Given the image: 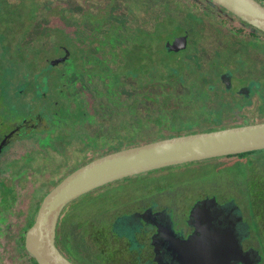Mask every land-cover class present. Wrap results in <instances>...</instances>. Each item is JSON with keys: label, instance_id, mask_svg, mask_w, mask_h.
Wrapping results in <instances>:
<instances>
[{"label": "flooded vegetation", "instance_id": "obj_1", "mask_svg": "<svg viewBox=\"0 0 264 264\" xmlns=\"http://www.w3.org/2000/svg\"><path fill=\"white\" fill-rule=\"evenodd\" d=\"M258 1L264 4V0ZM3 2L0 8L2 18L12 20L18 26L24 25L30 15L34 25L29 31L21 29L18 40L10 34L8 26H0V39H5L0 40V160L13 144L33 137L44 145H65L69 152L73 149L78 161L67 167L66 174L49 190L76 168L105 154L162 138L264 122V31L213 0H203L202 3L199 0H144V17L148 23L145 29L137 27L136 20L142 15L135 10L128 14L127 20L116 23L113 16L116 11L108 5L118 6L119 0H80L79 4H73L72 0ZM107 2L104 14L96 18L92 14L96 12L95 7ZM197 3L214 8L213 12L216 11L221 20L224 18L229 24L228 29L222 27L210 35H213L216 47L225 42L232 51L241 54L239 58V55L234 57V63L240 67L224 61L226 66L222 67L216 64L217 58H207L208 64L204 58L196 60V47L200 45L199 40L196 41ZM26 4L33 5V11L28 9L29 13H23ZM88 5L89 9L94 7L93 12H88ZM193 5L195 10L191 9ZM73 7L79 16H71ZM154 11L157 15L155 27L158 28L152 31ZM177 14H182L184 19L190 18L192 26L194 24L193 32L190 33L189 25L180 24L177 30L174 27L165 30L170 37L163 38L161 24L176 21ZM70 18L76 21L73 27ZM157 33H161L163 38L159 48L153 41L158 38L155 36ZM193 38L195 55L191 63L195 69H192L196 70L197 65L204 74L210 72L212 75L213 67L217 69L218 66V72L221 69L217 79L223 84L228 98L237 97L240 102H245L242 106L245 112L239 117L242 122L214 127L213 123L227 117L229 107L236 111L237 104L225 109L226 114L223 109L211 108L205 116L201 112L209 107L205 102L219 101L218 96L201 93L196 97L192 93L195 90L193 84L186 83L188 78L180 81L178 78L165 79V84L161 81L163 94L155 87L156 94L144 95L152 91L153 47L159 53L161 47L169 50L168 41L186 42L185 48L169 50L185 51ZM14 44L15 48L11 49ZM189 58L192 60L190 55L188 60L191 61ZM136 63L143 64L144 69L138 70ZM182 64L188 63L176 65L172 61L169 68L177 76L181 69H189ZM26 65L27 68L34 66L39 69L33 74L22 73L20 67ZM171 82L189 88L184 95L180 92L183 101H175L177 97L170 96L169 90L175 89ZM213 86L209 84L208 88ZM196 98L201 100L195 104ZM150 101H159L155 109H151L154 104L148 103ZM184 105L193 106L187 116L183 115ZM199 107L203 109L198 111ZM97 114L100 115L99 121L94 120ZM216 114L218 117L213 119ZM247 117L251 118L250 122H246ZM29 149L34 152L35 147ZM233 159L236 165L244 167L246 173L240 178L227 177L225 189L211 192L205 190V185L196 186V165L199 169L216 170L218 165H225L224 161ZM31 160L28 157L22 166L27 168ZM14 167L9 170L0 163V264H4V259L7 262L16 260L19 264H39L27 251L25 236L46 194L34 201L29 213L19 218V202L23 200L25 203L24 188L32 181L28 180L23 186L19 179L23 176L19 172L20 165ZM162 170V178L156 180L157 176L152 173ZM143 173L90 191L101 199L114 198L119 190L114 191L113 185L119 182L126 184L138 177H145L143 184L151 188L140 194L136 185L130 194L92 213L95 220L87 219V216L81 219L82 241L73 247L61 231L62 213L67 205L83 195L68 203L57 223L55 243L59 250L75 262L69 250L82 251L84 244L92 242L97 248L94 245L95 250L90 251L87 245L86 249L91 252L88 260L93 264H181L178 261L183 260L196 245L195 264H264V148ZM32 179L35 181L34 175ZM188 195L193 196L190 199ZM205 200H209L210 205L196 207L192 214L196 203ZM163 229H166L164 234ZM191 240L194 244L187 243ZM76 241L80 240L72 239V242ZM85 264H89L88 261Z\"/></svg>", "mask_w": 264, "mask_h": 264}, {"label": "rangeland", "instance_id": "obj_2", "mask_svg": "<svg viewBox=\"0 0 264 264\" xmlns=\"http://www.w3.org/2000/svg\"><path fill=\"white\" fill-rule=\"evenodd\" d=\"M72 1H73L72 2L73 4H79L80 2V0L78 1L72 0ZM199 1L201 3L203 2V0H199ZM3 5H4L3 0H0V8H2ZM107 5H108V2L103 5L101 4V6L95 7L96 12L92 11L94 7H90L89 9V5H88V12L90 13L93 12L92 14L95 15L96 18H98L102 14H104L103 8H105ZM108 6H110L109 8L114 7V5H108ZM118 6L119 7H116L113 10V11H116V13L113 14L114 18L117 19L116 23H121L127 20L128 14H131L133 10H135L137 14L143 13L144 15V7H145L144 0H119ZM141 7H142V10H140ZM24 8H26V10H24L23 13H29L27 12L28 9H31L33 11V5L26 4ZM191 9L195 10L194 5L193 7H191ZM213 10L214 8H211L209 6H207L206 8L205 4L201 5L200 3H197L196 19H199V20H197L198 28L196 29L197 31L196 41L198 39L200 45L197 44L199 48L196 47V60L200 58V60L202 61V58H204V60L208 64L209 61L207 60V58H210V59L217 58L215 59L216 64L223 67V66H226L225 63H223V61L234 63L235 61L234 57L239 55L237 57L239 58L241 54L237 53V51H232L228 47V44L225 42L219 43L217 47L216 45H214L215 44L214 37H212L213 35H210V34L212 32L214 33L218 32V30H221L222 27L223 29H226V28L228 29V27L226 25L224 27L223 24L219 23L221 22V18L219 17L217 12L216 11L213 12ZM76 12L77 11L73 7L72 13L74 14H72L71 16L80 15L79 12L78 13ZM68 13L71 14V11H69ZM105 13L107 14V12ZM185 14L188 17H190L187 14V12ZM152 16L154 20H152L151 30L153 31L156 25V21H155L157 18L156 11L153 12ZM177 17L178 19H176V21L171 22L170 24H168L166 21H164L161 24L163 25L161 27L163 29L162 32L164 34L163 38L167 39V37H170L168 33L165 32V30H171L173 27L176 28L175 30H177L178 29L177 27H179L180 24L186 25V26L189 25L190 30H191L190 33L193 32L194 24L192 26V23L190 20L191 17L188 19L187 18L184 19V17H182V14H177ZM71 22H72L71 27H73L74 24H76V21L71 20ZM33 25H34V19H32L30 15L26 17L24 21V25H18V26H15L12 23V20L9 21V20L2 18V16H0V26L1 27L8 26L10 28V34L15 36L16 40H18L19 38L21 29H23L22 31H29L31 30ZM158 31H161V30H158ZM200 31L202 33H200ZM155 36L158 37L159 40H157L158 39L157 38V39H154L153 41H154V44L157 45L156 47L159 48V45L162 44L163 38L161 36V33H157ZM146 39L151 40L150 38H146ZM0 40L3 41L5 39L1 37ZM222 40H225V38H222ZM2 41L0 42L2 43ZM193 42H194V38L193 40H191V44H189L187 49L185 51H180V52L169 51L161 47L160 48L161 54L163 57H165L166 61L168 62L167 68H169V66L172 64V61H174L176 65H179L180 63H186L187 61L188 63L187 65H184V64L182 65L187 66L189 69L187 70L181 69L177 73L178 81H180L181 78H188V80H186V83L189 85L193 84L192 88H195V90L192 93L196 95V97H198L201 93L204 95H208V96L210 95L218 96L217 98L219 99L220 103L217 100H208L207 102H205V104L209 107H206L205 110H202L203 108L201 109V107H199L197 109L198 111L202 110L201 112H204L205 114L206 112H209L211 108L212 109H223L224 114H226L224 111L225 109H227L230 105L234 106L237 104V107L235 108L236 111L234 110V108L231 109L229 107L230 111L228 114H226L227 117H225L224 120L221 119V121L217 123H213L212 125L214 127L220 128L224 126H229L231 124H236L238 121L242 122V120L239 117H242L243 116L242 112H245L244 110L245 108L242 109V106L245 105V102H240L239 98L237 97L236 99L232 97L228 98L227 91L223 90L224 88L223 84L220 81L218 82V79H217V74L221 71V69L218 72L217 71L218 66H217V69L216 67H213L212 68V72L214 73L213 75L210 72L209 74H204L201 68L197 65H196V70L192 69L194 68V66L192 65L191 62L194 61V55H195L194 54L195 48L193 47L194 45ZM15 45L16 44H14L11 49H14ZM156 47L155 46L153 47L154 50L153 52H151V55L154 56L158 60V63H159L160 56H159V53L156 52L157 50ZM188 55L192 57V60L189 58L191 61L188 60ZM135 65L138 70L144 69L143 64L136 63ZM227 66L231 67V64ZM27 67H28L27 65L24 67H20L22 69V73H26V74L32 73L33 74L34 71L39 69L38 67H34V66H30L29 68ZM232 67H234V65H232ZM238 67H240L239 64L236 65V68ZM219 83L221 84V86ZM187 84H184V85H187ZM209 84L214 85L213 88L211 89L208 88ZM172 85L175 86V89L174 91L171 89L169 90V94H171L170 96H176L177 99L175 101H183V97L180 96V92L181 94L184 95L186 93V90H189V88L183 87L181 83H178L177 85L176 84H172ZM1 94L2 93H0V95ZM209 99L211 98L209 97ZM197 100H201V98H196L194 102L195 104L199 103V101ZM158 102L159 101H155L153 103V101H150L148 103L154 104L151 107V109H155L156 107L155 105L158 104ZM191 103L193 102L191 101ZM178 107H175V109H177ZM192 108L193 106L184 105L183 115L187 116L188 112H191L193 110ZM99 116L100 115L97 114L94 120L99 121L100 120ZM217 117H218V114L214 115L213 119ZM250 121H251V118L247 117L246 122H250ZM187 127H188L187 129L190 128L189 126ZM155 136L156 135H153L152 137H155ZM71 144H73V142ZM59 145L61 144L44 145L41 141H38L35 137H33L27 141L22 140V141L16 142L3 153L0 163H3L9 170L14 169L15 165H20L21 170L19 172H21L23 176L28 175L25 178H23V176L19 177L20 182L23 186L28 180L32 181V182H29L24 188L25 189L24 190V202L25 203H23V200L19 202V205H20L19 210H18L19 218L21 217L22 214L29 213L30 210L33 208L34 201H37L38 199H42V197L46 194V192L50 189V187L55 182H57V180H59L61 176L66 174L65 173L66 168L69 166L75 165V163L78 161L79 157H75L73 149L71 152H69V150L67 149V146L65 145L59 146ZM43 146H46L47 148H43ZM33 147H35L34 152L29 149ZM52 147H55V148L53 149ZM40 148H43V149H40ZM28 157L29 158L31 157L32 160H31V164H29V166L26 168V167H23L22 164L25 162V160ZM234 159L224 161L223 163L225 165L223 164H220L223 166L218 165V167L215 168L216 170H213L210 168L199 169L198 168L199 165H196V186L199 187L200 185H203V186L205 185V190H210L211 192L212 191L219 192L220 189L221 190L225 189L227 187V177L240 178V175L246 173L244 167L240 165H236L237 163L234 161ZM228 165H236V166H228ZM220 167H223V168L219 169ZM13 172H15V170ZM152 174L157 176L156 180H159L162 178V174H164V172L162 170V171H157ZM167 174L168 173H166V175ZM33 175H34L35 181L32 179ZM145 175H150V174L146 173ZM145 179H146L145 177H138L137 179L129 180L126 184H124L123 182H119L113 185L112 188L114 189V191L119 190L115 193L114 198L101 199L97 196V193L90 192L76 199L69 205H67L62 213L64 215V218H63V221L61 222L62 223L61 231H63L65 235L69 238V243L72 244L71 246L73 247V244H80L82 241L81 236H82L83 228L81 225H79V222L81 221V219L84 220V218L87 216L86 217L87 219L95 220L96 219L95 215H91L92 213L98 211L100 207L101 208L105 207L109 203L111 204V203H114L115 201L122 199L123 196L130 194L131 193L130 190H134L136 189V187H137L136 191H140L139 192L140 194L149 191L151 189L150 186L143 184L145 183ZM224 180H226L225 186H224ZM153 182L155 183L156 181H153ZM112 188L110 189V191H112ZM192 196L193 195H188L187 198L191 199ZM105 200H107L106 205L104 204ZM72 239L80 240V241L72 242ZM87 245H89L90 251H94L95 247L97 248V245L95 243H94L95 245L94 247L92 242H87L86 244L82 246L83 248L82 251H77L76 249L69 250V252L71 253L70 256L73 258V260H75V263L77 262L79 264H85L86 261H88L89 264H93L91 260H88V257L91 255V252L86 249ZM3 262L4 264H19L18 261L16 260H13L12 262L11 261L7 262L6 259H4ZM20 263L27 264L26 262H20Z\"/></svg>", "mask_w": 264, "mask_h": 264}, {"label": "water", "instance_id": "obj_3", "mask_svg": "<svg viewBox=\"0 0 264 264\" xmlns=\"http://www.w3.org/2000/svg\"><path fill=\"white\" fill-rule=\"evenodd\" d=\"M213 1L264 31V4L258 0ZM180 44L168 41L167 47L169 50L186 47V42ZM262 148L264 122H256L162 138L97 157L67 174L46 193L34 223L26 232V249L39 264H76L64 255L55 243L61 211L71 201L100 186L128 176L184 162ZM209 205V200L197 202L192 214L196 207ZM164 233L166 229H163L162 234ZM187 243L194 244L192 240ZM185 255L186 257L178 262L195 264L196 245Z\"/></svg>", "mask_w": 264, "mask_h": 264}, {"label": "trees", "instance_id": "obj_4", "mask_svg": "<svg viewBox=\"0 0 264 264\" xmlns=\"http://www.w3.org/2000/svg\"><path fill=\"white\" fill-rule=\"evenodd\" d=\"M116 7H119V6H114V8H116ZM140 10H142V7H141ZM144 10H145V7H144ZM138 14H141L142 16H140L136 20L137 27L138 28H142V29L147 28L148 23H147V20H145V17L143 15V13H138ZM219 17H220V15H219ZM219 23L223 24L224 27H225V25L227 27L229 26V24H227V22H226V20L224 18ZM155 28H158V27H155ZM104 40H109V39H104ZM159 56H160L159 63H158V60L154 56H152V58H151V65H152V69H151L152 91L151 92H146L144 95L150 94V93L152 95L156 94V93H154L155 92V87H157L158 90L163 94L164 91L161 90V89L164 87V85L161 83V81L164 83L165 79L177 78L176 74L173 72V69L171 67L167 68V63L168 62L166 61L165 57L162 56L161 52H159ZM171 84H173V82H171Z\"/></svg>", "mask_w": 264, "mask_h": 264}]
</instances>
